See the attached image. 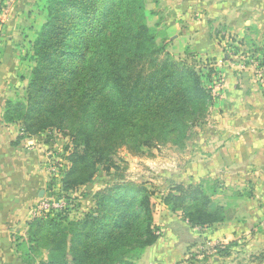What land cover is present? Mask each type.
I'll return each mask as SVG.
<instances>
[{
  "label": "trees",
  "instance_id": "1",
  "mask_svg": "<svg viewBox=\"0 0 264 264\" xmlns=\"http://www.w3.org/2000/svg\"><path fill=\"white\" fill-rule=\"evenodd\" d=\"M50 1L57 11L31 44L35 66L24 99L5 104L3 121L18 124L27 138L53 129L71 139L58 196L73 204L68 194L90 184L99 167L105 175L120 173L110 158L117 150L136 154L164 141L177 143L203 119L213 98L202 84L203 70L174 60L162 41L156 45L158 25H146L144 0ZM150 198L144 186L113 178L93 194L95 210L81 219L55 212L31 220L19 244L23 261L134 264L160 237ZM163 204L192 228L228 219L198 186L174 187Z\"/></svg>",
  "mask_w": 264,
  "mask_h": 264
},
{
  "label": "crops",
  "instance_id": "2",
  "mask_svg": "<svg viewBox=\"0 0 264 264\" xmlns=\"http://www.w3.org/2000/svg\"><path fill=\"white\" fill-rule=\"evenodd\" d=\"M144 1L146 21L158 25L166 51L196 67L211 64L222 81L211 108L220 116V144L205 148L177 177L184 180L186 173L190 184L217 177L213 199L232 215L208 228H192L179 213L165 210L155 222L159 239L134 264H264V87L257 80L264 59V0ZM31 3L0 0V264H27L19 244L34 219L31 212L48 196L51 183L59 187V170L67 169L52 174L47 164L53 151L60 153L58 142L48 144L43 135L27 138L18 124L3 121L6 96L17 77L11 72L15 42L20 63V49L36 34ZM207 125L215 128V123ZM97 175L73 197L109 183ZM77 201L85 203L83 197ZM47 255L43 252V261Z\"/></svg>",
  "mask_w": 264,
  "mask_h": 264
},
{
  "label": "rangeland",
  "instance_id": "3",
  "mask_svg": "<svg viewBox=\"0 0 264 264\" xmlns=\"http://www.w3.org/2000/svg\"><path fill=\"white\" fill-rule=\"evenodd\" d=\"M30 1L32 2V16L30 17V20L32 21L31 26L32 29H36V34L32 39L30 38L33 41L29 42V45L26 48L20 49V54L23 55L22 59L19 60L20 63H17V41L15 42V53L12 60V62H14V65H11V67H13V70L11 72L14 76L17 77L15 84L13 85V90H11V93L6 96V103H16L24 99L25 91L31 77V71L35 66V58L33 55L31 44L34 42L39 33V30L46 22V20L53 16V14L57 11L56 6H53L52 9L49 8L51 2L50 0ZM33 3L35 4V6H33ZM146 11L147 13L150 12V10ZM145 22L148 27L156 28L155 25L153 26V21L147 22L145 20ZM155 30V34L157 37L156 45L159 46L161 44L162 37L158 29ZM171 57L174 60L183 61L186 62L187 65H191V60H189L188 58L187 60H181L173 56ZM203 66H205L206 68H203ZM210 66L211 64H207L206 62L205 64H201V67L197 69L203 70V72H201V81L207 92L210 91L211 84L216 78L221 80L218 73L213 69V67ZM211 72L213 73V75H211ZM219 98L220 94L218 95L217 99H212V105L205 113L203 119L196 121L187 130L185 137L182 140L178 141L177 143L164 141L156 145H152L148 148H142L136 154L129 153L124 148L119 149L114 154H112L110 158L112 162L116 163V166H118L120 173L118 175H115V172L111 171L109 175H105V173L99 167V174L97 175L96 179L100 178L102 182L107 181L109 183L113 178L124 179L126 181H131L138 185L144 186L149 194H151L150 200L154 205V223L161 215L164 214L165 210L168 211L167 207L163 204V199L167 194L170 193L171 189L176 186H181L182 188L198 186L203 188L207 195L214 198V196L218 194V192L215 190L219 182V179L217 177L210 178L209 180L203 179L201 180V182L190 184L189 180L185 178V176L187 175L186 173L184 176V180L179 179L177 177V174L180 173L179 169L187 165L192 158L195 159L197 156L200 157L205 154V148L211 149L214 146L220 144V141L216 140L220 135V131L216 127L218 126V123L216 122L220 116L217 109L211 111V108L214 105H217ZM208 122L215 123V128L208 127ZM36 134H38L37 136L43 135L44 140L48 144L58 142L60 153H56V151H53L52 154L54 157L49 156L47 159V164L58 169H60L61 167L67 168L69 164L66 159L67 156L64 153V147L67 146V153H71V150L73 149L71 139L65 138V135L63 133H59L53 129H44ZM210 140L216 141L210 142ZM106 186L107 184L104 185V188ZM87 192V190H84L78 195V197H83V201L85 203H78L77 196L73 197V194H68L71 197L74 206L71 211V213L73 212V215L70 213V216L68 217L69 220H75L76 218L81 219L85 214L93 212L95 210V204L92 199L93 194L97 191H95L94 193ZM234 193L237 194L241 192L238 191ZM242 193L245 195L251 194V192L249 191H242ZM213 200L215 203H217L216 199ZM75 201L77 202L75 203ZM81 207L84 208V211H81ZM227 210L228 209H226L225 217L228 218L232 214H230V211L228 212ZM159 228L160 227H157L158 233L161 235V231L159 230ZM200 252L204 255V257H206V251L201 250ZM200 264H205V261H200Z\"/></svg>",
  "mask_w": 264,
  "mask_h": 264
},
{
  "label": "built area",
  "instance_id": "4",
  "mask_svg": "<svg viewBox=\"0 0 264 264\" xmlns=\"http://www.w3.org/2000/svg\"><path fill=\"white\" fill-rule=\"evenodd\" d=\"M257 80L261 86L264 87V67L262 71L257 72ZM222 89V81L216 78L210 88V96L217 99ZM59 169L50 166V171L55 174ZM73 204L65 197L58 196V187L49 190L48 196L45 197L38 206L31 212L33 218L43 216L45 214L55 212H70L72 211Z\"/></svg>",
  "mask_w": 264,
  "mask_h": 264
}]
</instances>
